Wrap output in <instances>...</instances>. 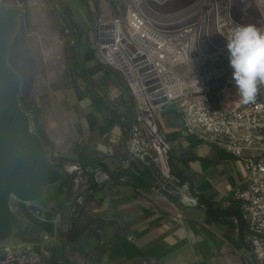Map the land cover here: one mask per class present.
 Wrapping results in <instances>:
<instances>
[{
  "label": "crops",
  "instance_id": "crops-1",
  "mask_svg": "<svg viewBox=\"0 0 264 264\" xmlns=\"http://www.w3.org/2000/svg\"><path fill=\"white\" fill-rule=\"evenodd\" d=\"M186 1L182 8L194 0ZM246 1L252 6L244 9L245 15L258 19L257 26L264 24V0ZM98 2L97 10L93 4L92 18L87 0L70 3L76 10L81 37L76 48L77 74L66 83L48 87L32 105V127L43 138L49 161L61 164L68 173L77 164L91 171L89 181L81 185V201L77 203L72 180L62 206V222H71L73 213L99 222L100 232L112 244L95 256L94 264H252L244 243L247 229L231 200L233 189L244 179L243 165L223 149L188 132L178 102L166 104L156 118L170 147L173 174L188 183L200 205L187 207L155 193L150 171L135 161L120 169L126 155L130 102L119 75L100 66L93 55L96 17L100 21L111 19L101 17ZM166 3L172 6L180 2L164 0L159 5ZM252 20L244 21L252 25ZM58 209L45 219L50 228L39 235L50 238V260L89 264L86 255L91 254H86V246L60 241V226L55 221ZM177 214L182 218L178 220ZM36 217L43 219L42 215Z\"/></svg>",
  "mask_w": 264,
  "mask_h": 264
},
{
  "label": "built area",
  "instance_id": "built-area-1",
  "mask_svg": "<svg viewBox=\"0 0 264 264\" xmlns=\"http://www.w3.org/2000/svg\"><path fill=\"white\" fill-rule=\"evenodd\" d=\"M145 1L130 0L122 17L108 0L111 19L96 17L94 24V58L119 75L129 96L130 124L120 169L135 161L150 171L155 193L187 207L200 205L188 183L173 174L170 147L156 118L166 104L178 102L188 132L242 163L244 179L233 189L231 200L247 229L244 243L252 264H264V84L258 85L252 103L214 108L208 102L229 58L228 39L241 26L234 17L235 1L194 0L167 18L150 12ZM9 3L22 6L18 1ZM0 4L7 3L0 0ZM90 172L79 164L71 166L76 203ZM32 213L41 216L38 209ZM49 242L43 235L38 241L6 244L0 247V264H56L50 260Z\"/></svg>",
  "mask_w": 264,
  "mask_h": 264
},
{
  "label": "rangeland",
  "instance_id": "rangeland-1",
  "mask_svg": "<svg viewBox=\"0 0 264 264\" xmlns=\"http://www.w3.org/2000/svg\"><path fill=\"white\" fill-rule=\"evenodd\" d=\"M1 1L7 4H10L11 1L22 3L23 15L10 44L8 62L21 77L20 104L25 109H30L33 108L35 98L48 87L66 83L69 78L72 79V75L77 74L78 68L75 65V59L78 51L76 48L81 37L80 31H78L80 27L76 10H72L70 4L73 0ZM129 1L110 0L122 17ZM234 1V17L246 25L244 20L251 21L252 19L249 15H245L244 9L252 6V4L246 0ZM87 2L89 15L92 18L94 2L93 0H87ZM163 2L164 0H146L145 6L153 14L167 18L182 8L187 1L179 0L180 3L176 5L171 6L166 3L160 6L159 4ZM98 4L101 8V17L111 18L112 13L108 0H99ZM103 4L108 5V9ZM165 21L171 20L165 19ZM251 24L259 29H264V24L257 26L259 24L258 19H253ZM232 72L233 69L230 67L228 58L208 93V102L212 107L230 108L239 104L240 98L236 92ZM50 161V163L57 165L53 160ZM62 206L55 216V221L60 226V241L65 243L67 241L78 242L82 248L86 246V254H91V256L86 255V260L89 264H94L95 256L112 242L106 239L103 231L100 232L98 221L85 215L83 217L82 213L75 216L73 213V216H70L72 223L68 221V224L65 225L62 222L63 218L60 217L61 211L64 210ZM45 228H50L48 223H46Z\"/></svg>",
  "mask_w": 264,
  "mask_h": 264
},
{
  "label": "water",
  "instance_id": "water-1",
  "mask_svg": "<svg viewBox=\"0 0 264 264\" xmlns=\"http://www.w3.org/2000/svg\"><path fill=\"white\" fill-rule=\"evenodd\" d=\"M22 15V6L0 4V247L38 241L45 219L65 203L73 180L61 165L50 163L43 138L20 104L22 81L8 53Z\"/></svg>",
  "mask_w": 264,
  "mask_h": 264
},
{
  "label": "clouds",
  "instance_id": "clouds-1",
  "mask_svg": "<svg viewBox=\"0 0 264 264\" xmlns=\"http://www.w3.org/2000/svg\"><path fill=\"white\" fill-rule=\"evenodd\" d=\"M229 64L236 92L243 104L255 101L264 84V29L237 26L227 42Z\"/></svg>",
  "mask_w": 264,
  "mask_h": 264
},
{
  "label": "trees",
  "instance_id": "trees-1",
  "mask_svg": "<svg viewBox=\"0 0 264 264\" xmlns=\"http://www.w3.org/2000/svg\"><path fill=\"white\" fill-rule=\"evenodd\" d=\"M27 110H28V112L30 113V115H32L33 114V108H27ZM100 253H101V251H100Z\"/></svg>",
  "mask_w": 264,
  "mask_h": 264
}]
</instances>
